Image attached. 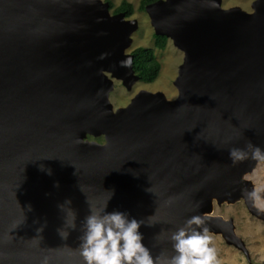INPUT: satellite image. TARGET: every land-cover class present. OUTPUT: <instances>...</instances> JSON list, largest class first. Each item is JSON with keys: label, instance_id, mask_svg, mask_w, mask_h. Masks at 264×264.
I'll return each instance as SVG.
<instances>
[{"label": "water", "instance_id": "water-1", "mask_svg": "<svg viewBox=\"0 0 264 264\" xmlns=\"http://www.w3.org/2000/svg\"><path fill=\"white\" fill-rule=\"evenodd\" d=\"M144 11L182 53L176 95L140 89L112 108V79L127 90L138 80L124 52L135 19L101 0H0V264H84L90 208L143 221L154 257L175 255L171 236L193 216L246 253L211 212L241 198L264 219L244 178L264 162L249 148L264 149V0L249 12L220 0ZM233 148L247 158L234 162ZM67 200L76 229L62 239Z\"/></svg>", "mask_w": 264, "mask_h": 264}, {"label": "rangeland", "instance_id": "rangeland-1", "mask_svg": "<svg viewBox=\"0 0 264 264\" xmlns=\"http://www.w3.org/2000/svg\"><path fill=\"white\" fill-rule=\"evenodd\" d=\"M110 2L112 7L108 10L113 14V9L121 0H101ZM132 5L133 11L125 19H135L136 29L130 34V45L125 49L129 53L137 46L152 47L155 59L159 63V71L155 79L150 83L135 81L129 90L125 89L121 82L112 79V89L108 93V100L112 108L125 105L129 99L140 89L150 92L160 91L167 99H172L176 95V90L172 84L176 76L177 67L181 62L182 53L169 39L166 40L162 49L153 47V30L149 24V19L144 9H139V0H125ZM252 0H220V6L227 8L237 6L249 12ZM85 139L96 142H103L102 136L86 135ZM244 178L252 183L256 197L253 204L264 214V162H258L252 170L244 175ZM213 215H218L222 219L232 222L234 234L240 239L246 253L227 243L219 234L209 232L211 237L210 246L216 251V264H264V219L257 218L246 209L241 198L232 202L223 201L216 204L212 201Z\"/></svg>", "mask_w": 264, "mask_h": 264}, {"label": "clouds", "instance_id": "clouds-1", "mask_svg": "<svg viewBox=\"0 0 264 264\" xmlns=\"http://www.w3.org/2000/svg\"><path fill=\"white\" fill-rule=\"evenodd\" d=\"M249 148L254 159L264 160V149L253 145ZM247 155L244 149L233 148L229 152L234 162L246 159ZM249 195L256 197L255 192ZM70 205V200L60 205L65 213L64 228L58 230L62 239H67L68 229H76V212ZM143 223L129 219L127 214L118 211L106 213L105 210L90 208V214L83 222L84 231L79 246L84 264H216V251L210 246L209 230L206 227L198 230L205 223L204 217H191L185 227L172 234L175 255L171 256L152 255L139 231Z\"/></svg>", "mask_w": 264, "mask_h": 264}, {"label": "trees", "instance_id": "trees-1", "mask_svg": "<svg viewBox=\"0 0 264 264\" xmlns=\"http://www.w3.org/2000/svg\"><path fill=\"white\" fill-rule=\"evenodd\" d=\"M154 0H139V9L143 10L145 4ZM107 2V1H106ZM108 3V10L112 7L110 2ZM113 13L123 12L124 17L131 15L133 8L132 5L121 0L120 3L112 10ZM153 36V47L162 49L165 44V37L162 35ZM131 57V68L134 74L138 76V81L144 83L152 82L158 74L159 63L155 59L152 47L137 46L130 50Z\"/></svg>", "mask_w": 264, "mask_h": 264}, {"label": "flooded vegetation", "instance_id": "flooded-vegetation-1", "mask_svg": "<svg viewBox=\"0 0 264 264\" xmlns=\"http://www.w3.org/2000/svg\"><path fill=\"white\" fill-rule=\"evenodd\" d=\"M164 37H165V36H164ZM167 39H168V38L165 37V42H166ZM164 45H165V44H164ZM154 48H156V47H154ZM129 54H130V52H129Z\"/></svg>", "mask_w": 264, "mask_h": 264}, {"label": "bare ground", "instance_id": "bare-ground-1", "mask_svg": "<svg viewBox=\"0 0 264 264\" xmlns=\"http://www.w3.org/2000/svg\"><path fill=\"white\" fill-rule=\"evenodd\" d=\"M260 162V161H259ZM208 212H204L203 215L207 214ZM212 214V213H211Z\"/></svg>", "mask_w": 264, "mask_h": 264}]
</instances>
